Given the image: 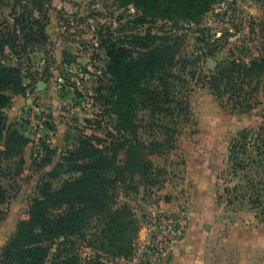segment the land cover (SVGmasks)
I'll use <instances>...</instances> for the list:
<instances>
[{"label": "rangeland", "instance_id": "obj_1", "mask_svg": "<svg viewBox=\"0 0 264 264\" xmlns=\"http://www.w3.org/2000/svg\"><path fill=\"white\" fill-rule=\"evenodd\" d=\"M262 24L264 0H216L198 21L144 15L129 0H0V39L16 37L0 64L19 69L25 87L1 93L0 264H16L2 251L44 185L59 190L79 175L63 159L83 141L103 159L93 160L104 210L53 241L44 264H155L148 223L183 210V236L196 181L202 194L211 188L220 219L264 221V68L218 92L210 84L229 61L263 55ZM113 45L134 59L157 51L161 62L130 81L111 75ZM14 133L26 143L8 142Z\"/></svg>", "mask_w": 264, "mask_h": 264}, {"label": "trees", "instance_id": "obj_2", "mask_svg": "<svg viewBox=\"0 0 264 264\" xmlns=\"http://www.w3.org/2000/svg\"><path fill=\"white\" fill-rule=\"evenodd\" d=\"M129 1L144 15L148 14L165 20L183 16L190 21H198V18L209 12L216 3V0ZM260 35L264 41V24L261 25ZM15 40L16 37L11 42L8 36L6 40L0 39V51L4 47H9L11 50L16 49ZM262 52L263 55L254 59L249 66L232 60L221 67L210 83L213 89L218 92L223 83L224 89H228L242 75H259L258 71L264 68V44ZM140 55L138 59H134L132 51L125 46L107 47V72L118 77L122 75L130 81L136 76L152 70L157 63L161 62L157 51H147ZM138 66H140L139 69H137ZM24 89L19 69L0 64V108L8 101L7 97L1 94L2 92L10 90L14 93H21ZM121 102L120 98L114 101L117 107L121 105ZM118 114L120 119L125 117L124 113L119 112ZM12 140L14 141L12 142ZM8 142H12L14 145H23L26 140L18 133H14ZM125 143L128 141L126 140ZM81 145L80 151L63 159L68 166L79 172V175L66 181L59 190L54 191L50 185H44L40 190V197L35 199L30 207L29 219L20 224L17 233L3 249L2 257L16 264H44L53 241L69 238L79 230L86 228L90 218L96 215L101 216L106 199L103 190L106 181L100 173L102 169L97 170L96 164L103 159L97 157L100 150H97L89 141H83ZM5 150L7 151V148ZM95 158L99 161H94ZM23 163L24 161L20 157L19 165L22 166ZM6 198V191L0 186V204L4 203Z\"/></svg>", "mask_w": 264, "mask_h": 264}, {"label": "crops", "instance_id": "obj_3", "mask_svg": "<svg viewBox=\"0 0 264 264\" xmlns=\"http://www.w3.org/2000/svg\"><path fill=\"white\" fill-rule=\"evenodd\" d=\"M194 183L184 235L162 264H264V221L250 213L221 218L211 188ZM207 184V183H206Z\"/></svg>", "mask_w": 264, "mask_h": 264}, {"label": "built area", "instance_id": "obj_4", "mask_svg": "<svg viewBox=\"0 0 264 264\" xmlns=\"http://www.w3.org/2000/svg\"><path fill=\"white\" fill-rule=\"evenodd\" d=\"M177 214L154 217L148 223L147 244L155 253V264H162L183 234L186 213L180 210Z\"/></svg>", "mask_w": 264, "mask_h": 264}]
</instances>
